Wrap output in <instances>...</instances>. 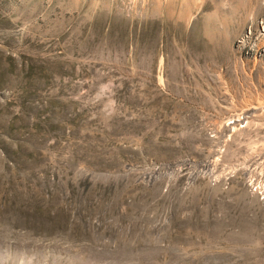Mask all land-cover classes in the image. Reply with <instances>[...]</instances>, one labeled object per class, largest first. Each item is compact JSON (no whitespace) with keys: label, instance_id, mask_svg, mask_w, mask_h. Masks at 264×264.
Wrapping results in <instances>:
<instances>
[{"label":"rangeland","instance_id":"374dc122","mask_svg":"<svg viewBox=\"0 0 264 264\" xmlns=\"http://www.w3.org/2000/svg\"><path fill=\"white\" fill-rule=\"evenodd\" d=\"M0 264H264V0H0Z\"/></svg>","mask_w":264,"mask_h":264}]
</instances>
